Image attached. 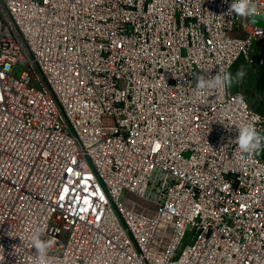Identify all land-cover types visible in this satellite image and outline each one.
Wrapping results in <instances>:
<instances>
[{"label":"built area","instance_id":"built-area-1","mask_svg":"<svg viewBox=\"0 0 264 264\" xmlns=\"http://www.w3.org/2000/svg\"><path fill=\"white\" fill-rule=\"evenodd\" d=\"M234 2L0 0L3 264L38 228L45 264H264V141L235 143L264 115L196 86L264 66V0Z\"/></svg>","mask_w":264,"mask_h":264},{"label":"clouds","instance_id":"clouds-1","mask_svg":"<svg viewBox=\"0 0 264 264\" xmlns=\"http://www.w3.org/2000/svg\"><path fill=\"white\" fill-rule=\"evenodd\" d=\"M235 13L242 18H253L255 20L257 14V6L254 0H236L232 3L228 14ZM244 75L243 69L239 70L234 78L231 73L225 72L222 75L215 76H196V86L199 89L213 88V87H231L234 79L242 78ZM239 135L235 140L238 145V150L242 153H255L257 152L264 141V137H261L254 126L244 125L238 128ZM43 229H36L30 237L31 244L35 249V254L38 258V264H45L48 250L53 244V240L41 239L43 235ZM54 239V238H53ZM16 246H13V252L10 255H14ZM5 259L4 248L0 246V264H3Z\"/></svg>","mask_w":264,"mask_h":264},{"label":"rangeland","instance_id":"rangeland-1","mask_svg":"<svg viewBox=\"0 0 264 264\" xmlns=\"http://www.w3.org/2000/svg\"><path fill=\"white\" fill-rule=\"evenodd\" d=\"M243 69L242 78L234 79L233 89L244 93L249 103L264 115V66L256 65L254 62H246L239 57L233 64L230 73L235 78L239 70ZM21 66L15 68L18 74Z\"/></svg>","mask_w":264,"mask_h":264},{"label":"water","instance_id":"water-1","mask_svg":"<svg viewBox=\"0 0 264 264\" xmlns=\"http://www.w3.org/2000/svg\"><path fill=\"white\" fill-rule=\"evenodd\" d=\"M257 23H258L259 25H262V24H263V22H262L260 19L257 21Z\"/></svg>","mask_w":264,"mask_h":264}]
</instances>
